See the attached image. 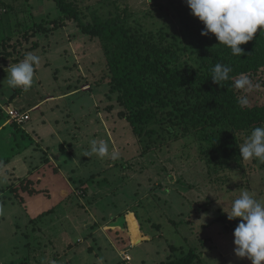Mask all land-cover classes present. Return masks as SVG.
I'll return each instance as SVG.
<instances>
[{"label":"rangeland","instance_id":"1","mask_svg":"<svg viewBox=\"0 0 264 264\" xmlns=\"http://www.w3.org/2000/svg\"><path fill=\"white\" fill-rule=\"evenodd\" d=\"M12 1L27 7L26 13L36 21L61 16L50 0H0V22H6L0 38L10 35L15 24L7 20L23 18L3 13L1 7ZM161 2L169 5V0L118 3L149 27L156 23L155 17L174 25L171 12L162 15L155 9ZM145 15L153 17L146 20ZM37 39L41 47L28 53L40 62L34 66L28 91L9 85V66L0 70L2 112L6 114L7 107L30 111L23 131L5 122L0 113V264H159L192 249L201 254L203 264H252L234 254V231L215 220L220 214L227 217L225 212L244 191L264 201V170L248 176L247 182L237 171L219 173L228 178L225 184L211 182L192 139L141 157L131 126L116 115V96L109 95L107 84L100 85L106 62L99 42L73 23L49 39ZM69 85L76 91L67 93ZM37 104L39 109H34ZM109 106H115L114 111H108ZM92 140L105 142L109 155H87ZM43 150L60 165L58 172L41 166ZM30 175L34 181L41 179L37 189H45L16 197L11 188ZM81 181H88L84 197ZM45 201L50 202L48 212ZM126 215L131 217L133 243L123 247L118 238H108L112 232L108 225ZM114 244L127 248L129 262H122L121 256L119 263Z\"/></svg>","mask_w":264,"mask_h":264},{"label":"trees","instance_id":"2","mask_svg":"<svg viewBox=\"0 0 264 264\" xmlns=\"http://www.w3.org/2000/svg\"><path fill=\"white\" fill-rule=\"evenodd\" d=\"M50 1L61 14L58 20L44 17L36 21L30 12L26 13L27 7L18 6L15 1L1 7L3 13L22 14L23 18L7 20V24L12 21L15 24L10 27V35L0 38V70L19 63L28 51L39 49L41 42L37 37L49 39L54 32L73 23L83 35L99 42L106 62L100 85L107 84L109 95L116 96V115L131 126L141 157L192 139L211 182L225 184L228 178L218 175L228 171H237L247 182L248 176L264 170V163L257 159L244 160L239 151L252 130L264 126V32L258 29L252 41L240 46L244 54L234 56L214 34L201 35L204 25L182 0H169L168 6L157 3L158 13L171 12L176 23L165 25L155 17L156 23L151 27L138 14L118 3L119 0ZM148 17L153 16L145 15L146 20ZM0 23V30L6 32V22ZM217 63L232 68L230 79L219 85L211 80ZM243 76L250 80V90L247 85L244 89L235 87ZM73 88L69 85L67 93L76 91ZM240 100L247 103L241 104ZM115 106L107 110L114 111ZM0 113L5 115V122L23 131L26 122L13 120L1 109ZM43 153L41 166L53 167L48 151ZM93 179L94 176L89 180ZM20 181L19 187L15 184L11 188L16 197L25 191L30 195L41 194L31 175ZM86 182L81 181L83 197L87 192L83 187ZM215 222L234 231L239 219L229 221L226 215L220 214ZM176 250L172 247L173 252ZM159 264L203 262L201 254L192 249L180 257L169 256Z\"/></svg>","mask_w":264,"mask_h":264},{"label":"clouds","instance_id":"3","mask_svg":"<svg viewBox=\"0 0 264 264\" xmlns=\"http://www.w3.org/2000/svg\"><path fill=\"white\" fill-rule=\"evenodd\" d=\"M186 4L191 14L204 25L201 35L214 34L234 56L244 54L240 46L252 41L258 29L264 32V0H186ZM39 62V57L28 53L21 62L9 66V85L28 91L33 84L34 66ZM231 72L230 66L217 63L212 69L211 80L219 85L221 81L230 79ZM245 85L248 90L252 87L246 76L235 83V87L240 89ZM239 103L247 101L240 100ZM239 151L244 160L257 159L264 163V126L254 128ZM92 153L105 157L109 155L108 145L92 140L91 152L87 155ZM112 158L116 159V154H112ZM225 213L229 221L239 219L233 232L234 254L251 260L252 264H264V201L244 191L233 201L231 211Z\"/></svg>","mask_w":264,"mask_h":264},{"label":"crops","instance_id":"4","mask_svg":"<svg viewBox=\"0 0 264 264\" xmlns=\"http://www.w3.org/2000/svg\"><path fill=\"white\" fill-rule=\"evenodd\" d=\"M39 105H35L33 108L34 109H39L38 107ZM51 159V162H50V165H52L53 167L55 168H61L60 165H56V163L53 161L52 158ZM45 167V166H44ZM55 170V169H54ZM31 179H32V176H31ZM34 181V180H33ZM37 185V187H39V184L41 182V179H39L38 181H34ZM39 182V183H38ZM45 188H41L39 190H44ZM67 193H65L66 195ZM68 195V194H67ZM65 198V197H64ZM61 200V199H60ZM43 204V207L47 208L45 211H49L50 209V202L49 201H45ZM44 211V212H45ZM40 214V213H39ZM129 214V213H128ZM132 217H134V215H132ZM135 219V218H134ZM118 219L116 220H113L112 223H109L108 226H110V230H112V232L110 231L109 233V237L107 235V233H105V230H104V233L106 235V237L114 240L115 238H118L117 241H119V243H122L123 247H125L127 244H130V243H133V236H132V233H131V217L129 215H126L124 216V219ZM123 220V221H122ZM122 224V226H121ZM104 229V226H101V230ZM141 237V236H140ZM127 242V243H126ZM118 244V243H117ZM114 247V255L118 256V258H120L119 260V263L121 262L122 258V253L127 251L126 248H123V249H118L117 246L114 244L112 245ZM130 256V254H129ZM123 262V260H122ZM129 262V261H128Z\"/></svg>","mask_w":264,"mask_h":264},{"label":"built area","instance_id":"5","mask_svg":"<svg viewBox=\"0 0 264 264\" xmlns=\"http://www.w3.org/2000/svg\"><path fill=\"white\" fill-rule=\"evenodd\" d=\"M5 111L13 120L19 123H25L30 120L29 112H20L19 110L13 109L11 107H7ZM122 258L125 261H130L131 258L129 256L128 250L122 253Z\"/></svg>","mask_w":264,"mask_h":264}]
</instances>
